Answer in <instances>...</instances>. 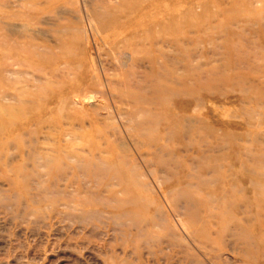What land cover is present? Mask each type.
<instances>
[{"label":"rangeland","instance_id":"1","mask_svg":"<svg viewBox=\"0 0 264 264\" xmlns=\"http://www.w3.org/2000/svg\"><path fill=\"white\" fill-rule=\"evenodd\" d=\"M0 264H264V0H0Z\"/></svg>","mask_w":264,"mask_h":264}]
</instances>
